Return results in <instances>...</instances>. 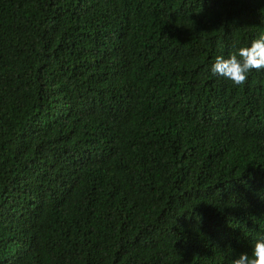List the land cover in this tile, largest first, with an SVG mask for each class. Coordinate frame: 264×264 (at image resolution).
<instances>
[{
  "label": "trees",
  "instance_id": "trees-1",
  "mask_svg": "<svg viewBox=\"0 0 264 264\" xmlns=\"http://www.w3.org/2000/svg\"><path fill=\"white\" fill-rule=\"evenodd\" d=\"M264 0H0V264H231L264 234V70L215 58Z\"/></svg>",
  "mask_w": 264,
  "mask_h": 264
},
{
  "label": "clouds",
  "instance_id": "clouds-1",
  "mask_svg": "<svg viewBox=\"0 0 264 264\" xmlns=\"http://www.w3.org/2000/svg\"><path fill=\"white\" fill-rule=\"evenodd\" d=\"M254 70H264V29L234 53L218 55L209 68L212 74L237 86L244 84ZM231 264H264V234L254 239L250 252L237 254Z\"/></svg>",
  "mask_w": 264,
  "mask_h": 264
}]
</instances>
